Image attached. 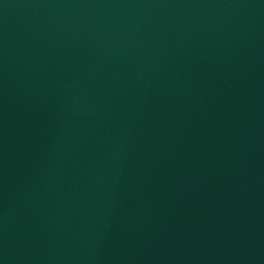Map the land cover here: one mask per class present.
Segmentation results:
<instances>
[{
  "label": "water",
  "instance_id": "water-1",
  "mask_svg": "<svg viewBox=\"0 0 264 264\" xmlns=\"http://www.w3.org/2000/svg\"><path fill=\"white\" fill-rule=\"evenodd\" d=\"M0 264H264V0H0Z\"/></svg>",
  "mask_w": 264,
  "mask_h": 264
}]
</instances>
